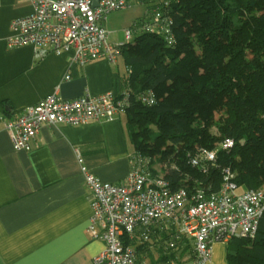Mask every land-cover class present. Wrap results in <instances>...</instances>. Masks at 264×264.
<instances>
[{"label":"trees","instance_id":"obj_1","mask_svg":"<svg viewBox=\"0 0 264 264\" xmlns=\"http://www.w3.org/2000/svg\"><path fill=\"white\" fill-rule=\"evenodd\" d=\"M156 13L161 33L142 32L119 48L131 70L124 113L134 157L170 191L217 192L224 170L242 192L264 188V0H158L136 23L152 25ZM201 149L215 152V162L192 166ZM157 227L134 243L138 264L153 233L156 264L191 258V240L170 248L177 228ZM226 244L227 264H264V213L253 238Z\"/></svg>","mask_w":264,"mask_h":264},{"label":"crops","instance_id":"obj_2","mask_svg":"<svg viewBox=\"0 0 264 264\" xmlns=\"http://www.w3.org/2000/svg\"><path fill=\"white\" fill-rule=\"evenodd\" d=\"M32 11L28 0H0V264H93L104 244L86 235L91 208L78 158L101 182L125 179L134 158L126 114L78 126L44 125L28 152L14 151L3 121L53 94L64 101L107 92L119 97L128 69L121 59L73 63L72 50L38 58L32 46L9 48L11 20ZM155 235L139 261L156 247ZM224 254L213 244L208 264H223Z\"/></svg>","mask_w":264,"mask_h":264},{"label":"built area","instance_id":"obj_3","mask_svg":"<svg viewBox=\"0 0 264 264\" xmlns=\"http://www.w3.org/2000/svg\"><path fill=\"white\" fill-rule=\"evenodd\" d=\"M28 1L32 13L11 20L6 43L9 48L32 46L38 58L49 52L60 54L72 50L73 63L85 65L106 59L114 64L119 48L129 44L133 35L153 30L161 33L157 27L161 16L156 13L152 25L134 22L132 29L125 30V44L109 43V33L101 22L112 12L129 7L127 0ZM94 2H97L95 7ZM164 32L167 40V28ZM130 73L129 68L127 77ZM126 98L125 91L119 97L107 92L72 101L53 94L25 108L17 118L4 119L3 125L14 151L28 152L42 126L110 121L125 112ZM144 101L153 103L149 98ZM232 146L231 140L222 144L224 150ZM200 159L213 164L215 152L201 149L199 156L192 158V166H198ZM78 163L91 208L86 235L104 244L93 264H138L134 243L147 241L149 231L162 222L177 228L170 248L182 239L193 242L190 259L170 258L165 264H208L213 244L226 243L232 238H253L264 213V193H237L228 170L222 172L217 192L207 193L200 188L189 194L183 189L170 191L162 175L148 173L145 162L135 157L128 175L118 183L101 182L88 172L80 158Z\"/></svg>","mask_w":264,"mask_h":264},{"label":"rangeland","instance_id":"obj_4","mask_svg":"<svg viewBox=\"0 0 264 264\" xmlns=\"http://www.w3.org/2000/svg\"><path fill=\"white\" fill-rule=\"evenodd\" d=\"M155 0H130L129 7L124 10L114 11L109 14L105 21L101 22V25L106 29L109 33V43L113 45H120L125 44V37L124 33L127 29H132V25L134 22L138 21L144 13H147L150 9L152 4ZM134 36L131 38L130 43H133ZM218 117V115H216ZM128 124V122H127ZM129 130V128H128ZM154 170L158 172L159 166H154ZM257 191L264 193V188H260ZM237 193H241V189H237ZM219 245L223 246L224 248V256H223V264H227L226 256H227V244L226 243H218ZM152 258H150V256ZM159 255L157 253V248L151 250V252H146L145 254L140 255V261L146 264L151 263L155 259H158ZM163 264V263H160Z\"/></svg>","mask_w":264,"mask_h":264},{"label":"water","instance_id":"obj_5","mask_svg":"<svg viewBox=\"0 0 264 264\" xmlns=\"http://www.w3.org/2000/svg\"><path fill=\"white\" fill-rule=\"evenodd\" d=\"M95 6H97V2H94V3H93V7H95Z\"/></svg>","mask_w":264,"mask_h":264}]
</instances>
